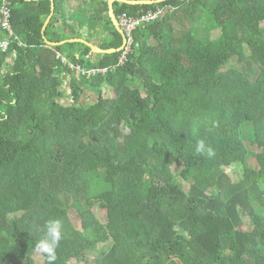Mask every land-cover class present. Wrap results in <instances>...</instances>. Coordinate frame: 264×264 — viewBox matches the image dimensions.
Wrapping results in <instances>:
<instances>
[{
	"label": "trees",
	"instance_id": "16d2710c",
	"mask_svg": "<svg viewBox=\"0 0 264 264\" xmlns=\"http://www.w3.org/2000/svg\"><path fill=\"white\" fill-rule=\"evenodd\" d=\"M10 1L0 261L36 264L59 222L54 264H264V0L116 1L117 16L164 11L121 64L122 49L66 41L83 35L67 0ZM91 2L80 28L105 19L98 46L122 47L109 0Z\"/></svg>",
	"mask_w": 264,
	"mask_h": 264
},
{
	"label": "built area",
	"instance_id": "2783aa9c",
	"mask_svg": "<svg viewBox=\"0 0 264 264\" xmlns=\"http://www.w3.org/2000/svg\"><path fill=\"white\" fill-rule=\"evenodd\" d=\"M164 14L163 9L158 8L156 10H150L146 13H142L138 16H131L127 13H122L118 16L120 26L122 27L125 43L122 47V53L120 56L119 64L124 63L127 60L129 52L132 50L135 43L134 30L137 29L141 24L158 20ZM0 28L7 35L0 45L7 49L10 39L15 35L12 25V2L10 0H0ZM66 61V58H64ZM70 67H74L72 63ZM77 71H81V67L76 68ZM106 69H103L105 71Z\"/></svg>",
	"mask_w": 264,
	"mask_h": 264
},
{
	"label": "crops",
	"instance_id": "0c3cea01",
	"mask_svg": "<svg viewBox=\"0 0 264 264\" xmlns=\"http://www.w3.org/2000/svg\"><path fill=\"white\" fill-rule=\"evenodd\" d=\"M53 3V2H52ZM91 0H67V4H68V12L72 15L73 14V19H70L71 24L73 25V27L75 28V30L80 31L81 33H83L82 37L80 38H84L88 41H90L93 44L98 45L101 42V35H100V29H101V25H103L104 27H106L105 23L107 24V21L105 19H102L99 21V19L94 20V23L99 22L96 25V31H90L88 24L82 28H80V23L78 22L79 20L75 17L76 11H81L82 8H86V7H91L93 8V5H91ZM115 4V3H114ZM53 5V4H52ZM99 7V5H96ZM94 6L93 9H97V7ZM53 8V7H52ZM109 9H110V4H109ZM55 10V9H52ZM150 11V10H149ZM146 13V12H144ZM54 14V11L52 12V14L48 17V19L46 20V23L48 25V23L50 22L52 16ZM109 15H110V10H109ZM111 16V15H110ZM119 20V19H118ZM89 21V19L87 20ZM91 22V21H89ZM88 22V23H89ZM45 26V25H44ZM69 30V29H68ZM67 30V31H68ZM47 39V38H46ZM73 39V38H72ZM48 40V39H47Z\"/></svg>",
	"mask_w": 264,
	"mask_h": 264
},
{
	"label": "clouds",
	"instance_id": "9594fccd",
	"mask_svg": "<svg viewBox=\"0 0 264 264\" xmlns=\"http://www.w3.org/2000/svg\"><path fill=\"white\" fill-rule=\"evenodd\" d=\"M124 43H125V39H124ZM204 148H205L204 142L199 141L196 146V151L198 153H201L204 151ZM208 152L209 155H211V149H209ZM61 238H62V234H61L60 223L48 222L46 226V232L44 238L36 243V249L39 252L46 254L48 264H54V262L57 260L56 249L59 245Z\"/></svg>",
	"mask_w": 264,
	"mask_h": 264
},
{
	"label": "water",
	"instance_id": "95a60500",
	"mask_svg": "<svg viewBox=\"0 0 264 264\" xmlns=\"http://www.w3.org/2000/svg\"><path fill=\"white\" fill-rule=\"evenodd\" d=\"M116 1H122V2H126V3H130V4H151V3H156V2H160V1H164V0H109V4H110V15L112 17V20L117 28V30L123 35V30L122 27L120 26L119 20H118V16L115 14V9H114V3ZM53 5H52V9H55V0H52ZM47 27V24H45L43 30L45 31ZM115 34V32H113ZM47 43L51 44V45H59L62 44L66 41H81L86 43L87 45L91 46L92 49L96 52H103V53H110V52H115L117 50H120L122 47L120 48H111V49H102L101 47H99L96 44L91 43L90 41L84 39V38H73V39H69L66 41H62V42H52L50 40H47Z\"/></svg>",
	"mask_w": 264,
	"mask_h": 264
},
{
	"label": "rangeland",
	"instance_id": "374dc122",
	"mask_svg": "<svg viewBox=\"0 0 264 264\" xmlns=\"http://www.w3.org/2000/svg\"><path fill=\"white\" fill-rule=\"evenodd\" d=\"M95 31L96 32H98L97 30H96V28H95ZM100 31L102 32V33H109V35H114V33H113V31L111 32H107V28L106 27H104L103 25H101V29H100ZM216 32H218V31H216ZM106 96L108 97V96H113V92H111V90H109V91H106ZM94 98V97H93ZM231 172H232V174H233V176L236 178V179H238V178H240L241 176H242V174H243V172H242V166L240 165V164H238L235 168H231V170H230ZM102 216H101V219H104L103 218V214H101ZM249 222V221H248ZM34 260L36 261V264H39V263H41V261L43 260V258H42V256H41V254L39 253V252H37L35 255H34ZM0 264H3V262H1L0 261ZM72 264H85L84 262H82V261H77L76 259H74V260H72Z\"/></svg>",
	"mask_w": 264,
	"mask_h": 264
},
{
	"label": "flooded vegetation",
	"instance_id": "af4514ba",
	"mask_svg": "<svg viewBox=\"0 0 264 264\" xmlns=\"http://www.w3.org/2000/svg\"><path fill=\"white\" fill-rule=\"evenodd\" d=\"M114 32V31H113ZM124 34V33H123Z\"/></svg>",
	"mask_w": 264,
	"mask_h": 264
}]
</instances>
